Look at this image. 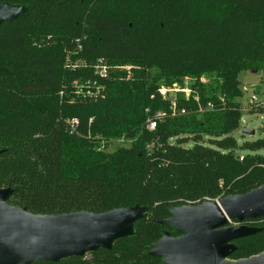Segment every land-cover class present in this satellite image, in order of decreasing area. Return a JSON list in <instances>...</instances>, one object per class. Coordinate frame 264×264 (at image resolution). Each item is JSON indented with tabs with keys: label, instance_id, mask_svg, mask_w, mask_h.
I'll return each instance as SVG.
<instances>
[{
	"label": "trees",
	"instance_id": "1",
	"mask_svg": "<svg viewBox=\"0 0 264 264\" xmlns=\"http://www.w3.org/2000/svg\"><path fill=\"white\" fill-rule=\"evenodd\" d=\"M0 3L28 9L0 25V189H12L9 203L45 216L147 209L112 250L37 264H163L150 254L164 232L179 237L160 223L170 210L264 184V139L235 138L239 76L264 72V0ZM68 59L130 69L101 78L66 68ZM186 78L193 93L179 95L174 112L159 90ZM118 139L130 146L107 152ZM240 224L260 231L236 241L230 259L264 253V218Z\"/></svg>",
	"mask_w": 264,
	"mask_h": 264
},
{
	"label": "water",
	"instance_id": "2",
	"mask_svg": "<svg viewBox=\"0 0 264 264\" xmlns=\"http://www.w3.org/2000/svg\"><path fill=\"white\" fill-rule=\"evenodd\" d=\"M28 11L23 6L0 3V25L14 21ZM8 69L0 64V73ZM256 93L262 85L246 87ZM242 135L254 136L243 129ZM2 151H0V154ZM12 189H0V264L58 263L69 258H86L99 250H112L120 240L134 235L137 222L147 209L135 206L93 214L78 212L61 215H37L27 208L12 206ZM167 223L179 237L164 232L153 245L151 256L163 264H264V253L248 259L231 260L235 242L255 235L258 228L230 226L264 218V184L244 195H230L218 202L199 206H180L170 210Z\"/></svg>",
	"mask_w": 264,
	"mask_h": 264
},
{
	"label": "rangeland",
	"instance_id": "3",
	"mask_svg": "<svg viewBox=\"0 0 264 264\" xmlns=\"http://www.w3.org/2000/svg\"><path fill=\"white\" fill-rule=\"evenodd\" d=\"M66 68H92L94 69V72L96 75H99L101 78L105 77L107 74L111 73V71H114L115 69H130L129 66H118V65H111L106 62L100 63L99 61L95 62H87L82 59H68V62L66 64ZM239 80L241 82V87L244 90V94L241 98L238 99V102L241 105L242 110V119L240 121V127L238 131L235 134V138L238 141L240 145H242L246 141H257L259 139H264V113H251L249 112L248 107V100L252 95L251 90H246L247 86L254 85V84H260L262 87H264V72H258V71H249L244 72L240 74ZM209 79L207 77H202L200 79L201 83H208ZM192 80L189 78H186L184 81V84H172L171 86L163 85L160 90H168L171 93V96H176L177 100L179 98V95H185V98H188L192 93L193 89L189 86L192 84ZM78 86V85H77ZM80 88V86H78ZM159 90V92H160ZM80 93V91H79ZM174 93L176 95H174ZM175 98V97H174ZM169 102L168 99H164ZM172 108V107H171ZM173 110V109H172ZM174 111V110H173ZM195 116L197 119H200V113L196 112ZM248 129V130H254L255 135L254 136H245L242 135V130ZM130 141H127L125 139H118V140H111L107 145H105V150L109 153L114 152L117 148L120 147H129ZM186 147H191V144L186 145ZM253 155V152H247V151H237L235 152V156L242 159L246 154ZM259 154L264 155V150L260 151ZM234 227L233 224H230ZM89 259V258H87Z\"/></svg>",
	"mask_w": 264,
	"mask_h": 264
},
{
	"label": "built area",
	"instance_id": "4",
	"mask_svg": "<svg viewBox=\"0 0 264 264\" xmlns=\"http://www.w3.org/2000/svg\"><path fill=\"white\" fill-rule=\"evenodd\" d=\"M103 61H100L102 63ZM252 91V95L248 100V107H249V112H259V113H264V87H262V91L260 93H256L255 91ZM160 94L164 99H168L172 109L176 110L177 106V98L176 96H171V93L167 90H160ZM174 95H176L174 93ZM175 97V98H174ZM76 123V122H74ZM147 129L149 131H154L156 129V123L155 122H150L147 126ZM219 200H216L218 202ZM230 224H233L232 222ZM234 226H241L240 222H236L233 224ZM89 257H86L87 259Z\"/></svg>",
	"mask_w": 264,
	"mask_h": 264
},
{
	"label": "crops",
	"instance_id": "5",
	"mask_svg": "<svg viewBox=\"0 0 264 264\" xmlns=\"http://www.w3.org/2000/svg\"><path fill=\"white\" fill-rule=\"evenodd\" d=\"M257 84V83H256ZM255 85V84H254Z\"/></svg>",
	"mask_w": 264,
	"mask_h": 264
}]
</instances>
